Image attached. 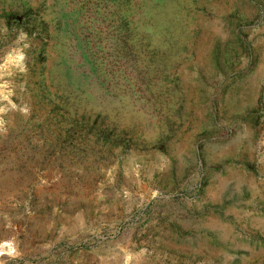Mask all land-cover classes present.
<instances>
[{
	"label": "rangeland",
	"instance_id": "374dc122",
	"mask_svg": "<svg viewBox=\"0 0 264 264\" xmlns=\"http://www.w3.org/2000/svg\"><path fill=\"white\" fill-rule=\"evenodd\" d=\"M0 264H264V0H0Z\"/></svg>",
	"mask_w": 264,
	"mask_h": 264
}]
</instances>
